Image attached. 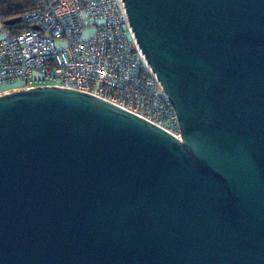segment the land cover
<instances>
[{
	"label": "water",
	"instance_id": "obj_1",
	"mask_svg": "<svg viewBox=\"0 0 264 264\" xmlns=\"http://www.w3.org/2000/svg\"><path fill=\"white\" fill-rule=\"evenodd\" d=\"M122 3L179 136L83 91L1 93L0 264H264V0Z\"/></svg>",
	"mask_w": 264,
	"mask_h": 264
},
{
	"label": "built area",
	"instance_id": "obj_2",
	"mask_svg": "<svg viewBox=\"0 0 264 264\" xmlns=\"http://www.w3.org/2000/svg\"><path fill=\"white\" fill-rule=\"evenodd\" d=\"M32 1L19 21L27 27L0 35V85L21 82L0 94L38 86L83 91L179 136L174 109L136 43L122 0ZM86 29L92 33L83 39Z\"/></svg>",
	"mask_w": 264,
	"mask_h": 264
},
{
	"label": "trees",
	"instance_id": "obj_3",
	"mask_svg": "<svg viewBox=\"0 0 264 264\" xmlns=\"http://www.w3.org/2000/svg\"><path fill=\"white\" fill-rule=\"evenodd\" d=\"M32 0H0V21L3 23L8 18L22 16L23 13L33 8ZM8 32L15 33L26 28V25L15 24L12 26L2 25Z\"/></svg>",
	"mask_w": 264,
	"mask_h": 264
},
{
	"label": "rangeland",
	"instance_id": "obj_4",
	"mask_svg": "<svg viewBox=\"0 0 264 264\" xmlns=\"http://www.w3.org/2000/svg\"><path fill=\"white\" fill-rule=\"evenodd\" d=\"M17 24L21 25L22 22H19ZM6 31L7 30L4 27H2V23L0 21V35H3ZM91 31H92V29H89V30L86 29L84 31V33H83V37L82 38L83 39L88 38L91 35V33H92ZM19 86H21V82H19V81H14V82H11V83H8V84H3V85H0V92L5 90V89H12L14 87H19Z\"/></svg>",
	"mask_w": 264,
	"mask_h": 264
}]
</instances>
